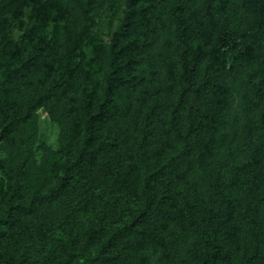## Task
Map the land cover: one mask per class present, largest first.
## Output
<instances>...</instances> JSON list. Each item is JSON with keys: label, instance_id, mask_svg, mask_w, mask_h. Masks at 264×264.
<instances>
[{"label": "trees", "instance_id": "1", "mask_svg": "<svg viewBox=\"0 0 264 264\" xmlns=\"http://www.w3.org/2000/svg\"><path fill=\"white\" fill-rule=\"evenodd\" d=\"M238 1L251 17L246 32L256 51L246 57L258 64L260 79L250 83L253 99L248 100L258 114L255 126L247 129L249 159L226 183L231 192L240 188V195L228 199L225 212L215 211L213 191L203 201V244L191 256L197 264H264V0ZM158 2L0 0V84L9 83L14 92L0 95V150L13 147L15 135H22L20 151L13 154L17 164L0 161L6 179L0 180V264H56L67 257L65 235L51 245L35 235L40 228L32 222L39 208L27 204V196L50 190L62 165L65 172L88 167L89 197L105 186L106 175L94 173L101 132L107 131L108 145L116 147L115 135L132 129L156 148L148 150L149 157L163 164L139 181L144 204L129 228L112 233L109 218L99 214L101 228L87 237L98 246L92 264L128 262L124 253L145 262L148 247L164 245L167 230L176 223L172 212L162 214L157 207L179 194L192 174L191 162L198 156L212 161L224 146L227 139L221 130L230 106L227 63L233 34L225 31L233 30L221 21L235 0H175L170 10L173 38L166 50L160 49L152 26ZM28 9L30 48L6 36L11 20L22 19ZM113 11L119 14L117 24L107 25L105 32L104 16ZM149 54L156 67L147 77L143 66ZM126 93L132 94L134 104L124 111L120 98ZM43 106L51 108L61 129V149L42 146L36 158L28 146L35 113ZM143 116L149 119V132L147 122H140ZM177 144V154L168 158L167 152ZM207 171L211 175V166ZM58 185L60 192L70 189L66 179ZM52 198L41 196L38 204H50ZM189 213L190 218L178 219L184 228L187 224L194 229V211ZM256 215L259 221L253 225ZM71 224L69 220L67 233Z\"/></svg>", "mask_w": 264, "mask_h": 264}, {"label": "rangeland", "instance_id": "2", "mask_svg": "<svg viewBox=\"0 0 264 264\" xmlns=\"http://www.w3.org/2000/svg\"><path fill=\"white\" fill-rule=\"evenodd\" d=\"M157 13L152 21L153 30L156 32L160 49L166 50L168 44L173 38V24L170 17V10L175 0H158ZM229 12L225 16L222 24H229L233 31H225L230 35V50L228 51L227 63V81L230 91V106L226 113V124L221 130L225 144L218 148L215 158L203 160L198 156L196 160L190 163L192 174L190 178L181 184L180 189L172 201H163V204L157 207L162 210V214L172 212L176 217V223L167 230L164 245L156 243L148 247L147 259L144 262L141 259L131 258L130 254L124 253L123 256L129 259L128 262L119 263L118 261H108L107 264H197L191 260L200 252L203 244L201 229L205 217L203 201L208 199L210 191H213L215 197V211L225 212L228 208V199L240 195L241 190L229 191L226 189V183L235 178L236 167L242 166L249 159L250 147L246 144L247 129L255 126L257 118V108L253 101L248 100L251 97V82H258L260 71L258 64L246 57V53L255 54L254 44L247 35L246 28L251 21V17L246 14L240 7L239 1L235 0L234 4L229 7ZM30 9L25 13L22 19L11 20L6 36L9 40L20 44L22 47L30 48L27 28L32 27L28 15ZM119 14L109 12L104 16L105 32H108L107 25L117 24ZM107 40V36L103 35ZM252 48V50H250ZM228 50V49H227ZM155 61L153 55L149 54L148 61L143 66L146 70L145 75L150 77L155 71ZM0 95L13 94V87L7 83L0 84ZM3 90H7L5 93ZM132 94L126 93L120 98V107L126 111L128 104H134L131 101ZM131 101V102H130ZM32 100L28 101L31 104ZM34 125L31 128V139L29 146L36 158L40 157L42 146H48L52 150L61 149V129L57 122L53 121L50 107H41L35 113ZM140 118V117H139ZM151 119V116H150ZM146 121V129L151 130L147 116L140 118V122ZM107 131L100 133L101 146L98 153L97 166L94 173L106 175L107 184L99 186L94 191L92 197L85 193L87 189L88 167H82L81 171L70 168L65 172L64 165L60 178L51 187L50 190L33 191L28 197V202L37 205L39 212L34 218L33 224L39 225L35 235L41 236L46 244H56L61 236L67 237V257L61 259L56 264H92V258L95 256L98 246L95 241H89L88 235L94 234L101 228L100 213L106 214L109 218V229L111 232L123 231L133 223L134 218L140 214L144 204V198L141 192L139 181L144 178L146 173L157 171L163 164L156 159L149 157L148 150L156 151V148L149 144L148 140L143 139L142 135L130 131L117 133L115 136L116 147L108 145L109 139ZM21 133L15 135L14 145L11 148L0 150V161L4 165L15 166L13 154L17 150ZM112 138L115 137L111 135ZM231 150L232 157L228 155V149ZM180 145L177 144L172 150L167 152L170 158L176 155ZM115 151L118 153L116 154ZM116 154V155H115ZM69 158V157H65ZM74 158L70 160L72 162ZM111 161V163H110ZM209 166L212 168L211 175L207 171ZM80 168V167H79ZM114 173V177L111 175ZM34 176H30L33 180ZM5 179V175L0 171V180ZM60 179H66L69 182L70 189L60 192L58 189ZM6 180V179H5ZM7 186V185H6ZM7 188V187H5ZM45 195H52L50 204H38L37 198ZM107 202V204H106ZM83 205H88L83 208ZM111 208L113 211H107ZM88 211L90 213L88 214ZM194 211V229H190L187 224L184 226L179 222L178 217L184 215L190 218L189 211ZM250 219V217H249ZM72 220L70 233H67V224ZM255 222L259 221L257 215L254 217ZM132 232V231H131ZM137 239H140L137 237ZM26 240L25 237L23 241ZM126 241V238L121 239ZM46 264H55L48 262Z\"/></svg>", "mask_w": 264, "mask_h": 264}]
</instances>
